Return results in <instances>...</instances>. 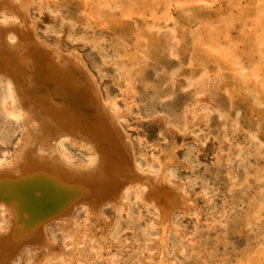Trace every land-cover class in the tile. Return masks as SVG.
I'll list each match as a JSON object with an SVG mask.
<instances>
[{"label": "rangeland", "instance_id": "1", "mask_svg": "<svg viewBox=\"0 0 264 264\" xmlns=\"http://www.w3.org/2000/svg\"><path fill=\"white\" fill-rule=\"evenodd\" d=\"M29 14L102 91L136 103L124 127L137 156H173L190 207L173 210L162 245L154 212L131 203L86 235L82 216L53 224L50 245L16 264H264V0H32ZM2 94L0 157H11L20 126Z\"/></svg>", "mask_w": 264, "mask_h": 264}, {"label": "bare ground", "instance_id": "2", "mask_svg": "<svg viewBox=\"0 0 264 264\" xmlns=\"http://www.w3.org/2000/svg\"><path fill=\"white\" fill-rule=\"evenodd\" d=\"M30 5L0 0L1 109L20 126L12 156L0 157V264L48 247L53 224L82 216L80 235H86L91 220L131 203L154 212L148 228L160 233L151 244L162 245L173 210L190 207L171 183L173 156L152 154L148 163L137 156L124 127L136 103L119 105L78 53L64 54L40 39Z\"/></svg>", "mask_w": 264, "mask_h": 264}]
</instances>
